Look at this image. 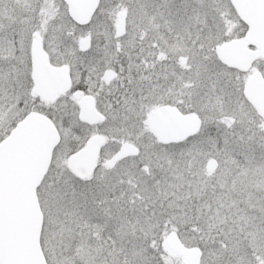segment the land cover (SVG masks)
Returning a JSON list of instances; mask_svg holds the SVG:
<instances>
[{
    "label": "snow or ice",
    "instance_id": "snow-or-ice-1",
    "mask_svg": "<svg viewBox=\"0 0 264 264\" xmlns=\"http://www.w3.org/2000/svg\"><path fill=\"white\" fill-rule=\"evenodd\" d=\"M0 264H264V0H0Z\"/></svg>",
    "mask_w": 264,
    "mask_h": 264
}]
</instances>
